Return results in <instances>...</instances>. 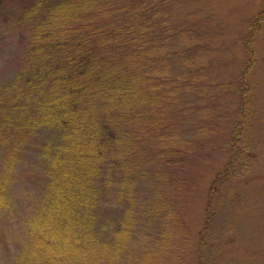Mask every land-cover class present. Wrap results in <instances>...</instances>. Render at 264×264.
<instances>
[{
	"label": "trees",
	"instance_id": "trees-1",
	"mask_svg": "<svg viewBox=\"0 0 264 264\" xmlns=\"http://www.w3.org/2000/svg\"><path fill=\"white\" fill-rule=\"evenodd\" d=\"M181 1L39 0L19 15L32 28L22 71L0 88V213L12 208L10 185L28 142L43 128L50 136L40 146L43 190L14 264H120L137 223V182L150 174L157 185L146 213L162 228L125 264H183L192 253L194 234L173 198L185 186L187 165L174 106L201 67L194 72L191 28L175 29ZM262 4L247 49L264 20ZM252 55L227 145L231 157L211 189L233 175L247 130ZM178 58L183 72L176 74ZM115 190L128 207L113 228L100 209Z\"/></svg>",
	"mask_w": 264,
	"mask_h": 264
},
{
	"label": "rangeland",
	"instance_id": "rangeland-1",
	"mask_svg": "<svg viewBox=\"0 0 264 264\" xmlns=\"http://www.w3.org/2000/svg\"><path fill=\"white\" fill-rule=\"evenodd\" d=\"M38 1L0 0V88L22 71L32 27L18 17ZM181 3L175 29L191 28L192 39L198 44V49H193L198 59L194 72L201 67L200 79L187 90L180 89L182 95L174 106L178 128L186 140L187 165L185 186L178 189L182 193H171L180 201L195 239L194 249L183 264H264V20L258 22L260 30L253 32L249 48L245 47L263 0ZM177 35L175 43L180 40ZM251 53L254 62L247 75L251 84L247 130L236 148L233 175L211 189L217 172L231 157L227 145L240 118L241 78ZM175 68L176 74L183 72L179 58ZM49 136L48 128L41 129L17 164L16 178L10 185L12 208L0 213V264H14L20 254L27 218L44 186L40 146ZM151 177L137 182V223L120 264L127 262V256L144 253L161 231V220L146 213L147 201L157 185ZM118 200L115 190L100 209L101 221L113 228L118 227L128 207L126 200Z\"/></svg>",
	"mask_w": 264,
	"mask_h": 264
}]
</instances>
